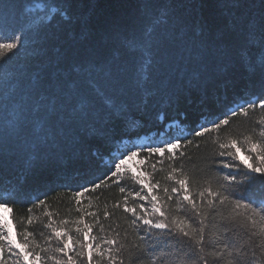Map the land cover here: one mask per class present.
Instances as JSON below:
<instances>
[{"label":"snow or ice","instance_id":"6c2138e0","mask_svg":"<svg viewBox=\"0 0 264 264\" xmlns=\"http://www.w3.org/2000/svg\"><path fill=\"white\" fill-rule=\"evenodd\" d=\"M219 2L226 23L212 16L190 34L181 18L169 27L146 12L126 35L115 23L90 29L74 0H0V172L19 160L24 177L0 182V264H125V254L133 264V249L134 264H264V0ZM220 88L244 95L194 129L169 119L193 96L220 104ZM236 116L251 126L221 137ZM153 130L168 138L140 140ZM206 134L216 147L193 175L184 149ZM52 176L73 193L74 220L55 219L46 199L25 192L29 177ZM112 185L125 195L104 205L103 220L119 213L123 231L115 221L106 230L91 201L82 204ZM24 200L27 225L14 233L13 206ZM41 207L46 220L33 214ZM34 220L46 230L40 241L27 227Z\"/></svg>","mask_w":264,"mask_h":264},{"label":"trees","instance_id":"16d2710c","mask_svg":"<svg viewBox=\"0 0 264 264\" xmlns=\"http://www.w3.org/2000/svg\"><path fill=\"white\" fill-rule=\"evenodd\" d=\"M75 3V15L78 16L82 23H87L90 29L98 28L101 24L115 23L122 33L131 35L133 32H138L148 19V15L152 18L164 17L167 18L168 26L170 27L175 23L177 18H181L184 22L185 31L190 34L197 29V26L202 20H206L209 17L215 16L224 23L227 22L228 10L221 6L219 0H74ZM147 6V8H145ZM194 6V7H193ZM146 12L148 15H146ZM221 100L220 104L212 105H201L199 98L193 96L191 103H182L178 110H168L169 119L173 117H179L185 119V124L182 125L185 129H194L203 123V118L208 116L209 113L212 115H220L226 111L228 107L234 106L233 101H239L241 95L244 93L241 90L229 91L228 95L223 94V88L219 89ZM156 109H152L155 114ZM183 114V115H181ZM3 116L11 118V106L9 110L2 114ZM259 115V110L253 115L255 119ZM250 122L243 116L232 117L230 124L227 126V131L222 130L220 135L224 137L226 135L239 136L250 127ZM155 125L150 124L149 129H154ZM148 131V129H145ZM215 134H206L205 137H195L192 145H189L184 149L186 156L183 158L185 170L193 175L199 174L201 168L205 164L206 157L216 147L212 140ZM168 137L161 133L159 136L153 130L149 136L141 137L140 140L145 143H150L152 139L164 140ZM139 142V141H137ZM127 139L119 142L118 147L128 144ZM198 145V146H197ZM115 151L112 155H117ZM104 159L107 161L108 157ZM151 170V169H149ZM22 165L19 160H16L10 167L0 172V182L9 183L12 180L19 178L22 182L24 177L22 175ZM227 171V170H222ZM103 169L101 168L96 172V175H102ZM39 176V173L36 174ZM75 175V174H74ZM164 173L157 171L154 178L160 180L162 184L164 180ZM92 177H90L91 179ZM73 188L78 187L79 184L84 183L83 180H72L70 181ZM170 183V182H168ZM61 179L58 176H52L51 178L36 179L29 177L25 184V192L31 197L39 195L41 198L46 199V203L49 206V210L55 214V219H69L74 220L79 213L76 211L75 201L72 199L73 193L71 191L64 190L61 186ZM125 185L128 191L139 190V186L135 185L131 180L125 181ZM47 193V197H45ZM143 194V193H142ZM125 194L119 192V188L116 185H112L108 188H102L97 190L96 193H85V198L82 204L86 207L91 201L92 208L87 209L88 211H98L101 216V221L104 224L106 230L109 224L119 223L123 227H126L124 218L117 213L116 216L111 217L109 220H103V208L107 204L111 207V204L121 200ZM99 197V199H97ZM130 204L132 203H143L139 201H132L129 198ZM30 204L27 200H24L20 204L13 206L12 219L16 223V228L13 232L23 231L27 225V208ZM147 206V205H146ZM43 207L39 209H33V214L42 220H46V217L42 216ZM88 222L92 221L91 217H86ZM115 221V223H113ZM28 230L35 232V238L40 241V231H46L43 229L40 220H34L33 225L27 226ZM71 227V225H69ZM95 234L99 233V227L94 228ZM75 235V233H72ZM231 235V234H230ZM132 236L129 237L131 242ZM257 240L259 238H256ZM219 250V249H217ZM133 264L136 251L132 250ZM259 255V250H257ZM5 258H8V254L5 253ZM125 264H129V254H125ZM209 264H217V261L213 257L208 258Z\"/></svg>","mask_w":264,"mask_h":264},{"label":"rangeland","instance_id":"374dc122","mask_svg":"<svg viewBox=\"0 0 264 264\" xmlns=\"http://www.w3.org/2000/svg\"><path fill=\"white\" fill-rule=\"evenodd\" d=\"M140 142V141H139ZM139 163V159H137L136 161H130L129 162V164L130 165H133V166H135L136 164H138ZM4 215H8L7 213H5Z\"/></svg>","mask_w":264,"mask_h":264}]
</instances>
